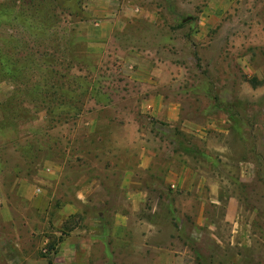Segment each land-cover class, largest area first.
<instances>
[{
	"label": "rangeland",
	"instance_id": "obj_1",
	"mask_svg": "<svg viewBox=\"0 0 264 264\" xmlns=\"http://www.w3.org/2000/svg\"><path fill=\"white\" fill-rule=\"evenodd\" d=\"M13 7L0 10V264H264V0ZM161 75L154 92L186 125L155 116ZM127 125L133 152L114 146ZM132 153L159 157L137 174L135 214L110 170ZM183 162L193 185L166 184Z\"/></svg>",
	"mask_w": 264,
	"mask_h": 264
},
{
	"label": "crops",
	"instance_id": "obj_2",
	"mask_svg": "<svg viewBox=\"0 0 264 264\" xmlns=\"http://www.w3.org/2000/svg\"><path fill=\"white\" fill-rule=\"evenodd\" d=\"M24 1L26 0H0V10L5 13L6 10L8 9L9 5H14L13 9L16 10V12L19 13V11L22 9V4L24 3ZM29 1V0H28ZM30 1H34V0H30ZM102 3H106L108 2V0H99ZM113 1V0H112ZM116 1V3H118L119 0H114ZM115 8V6H113ZM5 10V12L3 11ZM101 12H103L102 14H104L106 17H110L113 18L115 17L114 12L115 11H111L110 14V10L107 6L103 5L101 7ZM107 23V22H106ZM107 25V24H106ZM117 26H119V24H117ZM104 27V26H103ZM107 27H105V31L103 29V31H101L100 33L103 34L105 36L109 35V31L106 29ZM18 31L21 32V29L18 28ZM103 32V33H102ZM24 35L23 33H21V36ZM93 49V50H92ZM102 48H87V52H95L94 54L99 55L101 54ZM149 68V72L151 71L150 67L152 66L150 63H148V65H146ZM159 69H156V71H158ZM147 71V70H146ZM144 72L140 73L137 72L136 73V79L137 80H141L144 79ZM148 82H150V87L151 89V99H150V103L152 105H154L155 108V116H159L164 122H166L167 124L170 125V127L173 126H177L179 124L182 125H186L187 121H183L181 120V113H179V106L180 104H178L177 101L171 100V96L172 94L168 93V92H161V91H157L154 92V90H156V88H159L160 86L164 87L165 84L168 82V79L166 77V75H161L158 79L153 80L152 78L148 79ZM160 87V88H161ZM170 87V86H169ZM166 88V87H165ZM174 96H177V94H174ZM112 111V110H111ZM89 127V130H92L91 127L94 129V127L96 125H99V122H97V118H95L93 120V122H91L90 124L87 123L86 124ZM129 128V125L127 126H123L122 128H117V133L115 138H113V140L115 141V145L117 148L119 146H127V149L130 151V147H131V151H134L135 148V131L134 129H127ZM90 132V131H89ZM131 132V133H130ZM91 133H89L90 135ZM113 141V142H114ZM120 155H115L112 158L118 162ZM159 157H157V155L152 154V155H145L144 153H142L139 157H138V166H136V160H135V155L132 153L131 155H128L127 160L132 164V167H130L129 165L127 167L124 166H119L116 164H113L111 166V175H113L114 170L115 172H118V175L120 173V182H119V186L121 189L127 191L128 193V198L129 200H131L130 204L131 207L130 209H133V214L137 213V211L139 210V205L142 204V202H140V200H142V197L148 192L147 191V186L143 183L138 182V178H137V174L138 172H153L154 169V163H156L157 159ZM180 158H184V157H180ZM158 162V161H157ZM134 164V165H133ZM180 168L179 171H171L168 170V172L166 173V179H165V183H172L175 182L179 187L183 188V185L186 187H191L193 185L194 182V178L196 176V171L188 168V165L183 162L180 163ZM116 168V169H115ZM187 169V170H186ZM173 183V184H175ZM88 186V185H87ZM86 186V187H87ZM88 188V187H87ZM87 190L85 189V187L83 188V190H79V194L81 195L83 192H86ZM118 222L116 224L113 225V235H116L118 233V235L121 234V230L123 229L122 224H124L125 219H127V216L121 215L118 213ZM127 221V220H126ZM117 235V236H118Z\"/></svg>",
	"mask_w": 264,
	"mask_h": 264
},
{
	"label": "built area",
	"instance_id": "obj_3",
	"mask_svg": "<svg viewBox=\"0 0 264 264\" xmlns=\"http://www.w3.org/2000/svg\"><path fill=\"white\" fill-rule=\"evenodd\" d=\"M50 171V170H49ZM172 187L174 188L175 187V185H172ZM38 191H40V188L38 189Z\"/></svg>",
	"mask_w": 264,
	"mask_h": 264
}]
</instances>
